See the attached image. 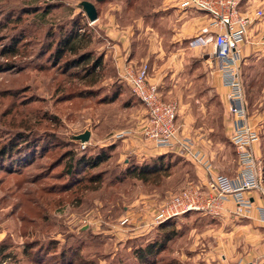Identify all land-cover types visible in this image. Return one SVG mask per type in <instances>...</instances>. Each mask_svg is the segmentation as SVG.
<instances>
[{"label": "rangeland", "instance_id": "rangeland-1", "mask_svg": "<svg viewBox=\"0 0 264 264\" xmlns=\"http://www.w3.org/2000/svg\"><path fill=\"white\" fill-rule=\"evenodd\" d=\"M83 1L94 5L95 22L87 20ZM182 1L0 0V264H143L135 252L152 243L163 248L151 264H182L188 252L200 251L215 258L229 251L239 255L229 264H238L240 256L264 264V230L248 226L233 206L218 215L192 211L158 228L153 219L160 208L185 190L205 192L203 167L190 157L163 150L165 170L146 182L123 172L159 156L147 146L143 152L153 154L138 158L134 152L141 149L135 141L151 144L143 137L146 108L125 71L146 67L147 85L161 102L175 106L173 125L191 150L212 165L214 175L233 180L239 173L227 73L212 46L198 51L188 39L177 43ZM262 20L264 9L254 22ZM73 22L80 43L57 60L58 40ZM111 30L124 32L125 67L110 53ZM242 46L231 68L246 123L257 135L248 151L264 193V49H250L244 57ZM80 53L90 60L67 64ZM97 59L101 63L93 68ZM219 82L229 92L227 103L213 88ZM161 92L177 94L167 99ZM86 131L90 139L83 144L77 136ZM110 145L107 161L90 167L80 162ZM250 197L257 203L253 209L264 205L262 194Z\"/></svg>", "mask_w": 264, "mask_h": 264}, {"label": "built area", "instance_id": "built-area-1", "mask_svg": "<svg viewBox=\"0 0 264 264\" xmlns=\"http://www.w3.org/2000/svg\"><path fill=\"white\" fill-rule=\"evenodd\" d=\"M241 2L242 0H183L180 4L183 9L189 8L208 14L211 26L215 30L212 43L213 57L222 64L224 73H227L224 84L231 91L230 112L234 117L231 143L237 148L240 161L239 173L233 180L214 175L212 165L202 162L200 152L192 151V145L179 136L178 129L173 125L176 117L175 106L161 102L155 88L147 85V68L144 67L140 73L135 74L125 71L128 78L124 75L133 95L146 108L143 137L151 144L150 148L182 152L184 156L191 158L193 164H200L203 167L206 177L205 186H201V190L205 188L204 193L199 192L198 188L194 191L185 190L160 208L153 219L158 225L192 211L207 210L212 215H218L223 207L227 208L230 201L234 204V215L247 218L256 203L254 197L247 198V195L258 192L264 196L262 177L255 167L256 159L248 151L251 144L256 141L257 135L248 122L246 123V107L242 102V92L232 71L240 57V47L247 43L249 27L263 16V12L256 11L254 17H250L240 10ZM256 210L259 221L264 223V205H260Z\"/></svg>", "mask_w": 264, "mask_h": 264}, {"label": "crops", "instance_id": "crops-1", "mask_svg": "<svg viewBox=\"0 0 264 264\" xmlns=\"http://www.w3.org/2000/svg\"><path fill=\"white\" fill-rule=\"evenodd\" d=\"M264 9V0H242L241 2V6H240V10L243 13H247L249 14L250 17H254V13L256 11H262L263 12ZM179 10L181 13V18L179 19L181 27H180V32H182V34L177 35L176 38L177 39V43L180 42L181 38H184L183 40L186 41V39H188V41H190V44L192 49L195 50H204V48H208L209 50L212 46V42L210 43V41L213 38V33L215 32L214 28L211 27V21L210 19L205 18L204 13L197 11V10H193V9H189V8H181ZM178 11V10H177ZM179 23V22H178ZM251 28L248 31V40L247 43H245L242 46V55L245 57L249 54V51L251 49V51L253 52V54H255V51H262L264 49V20H262L261 22H253V24L250 26ZM124 32H119L116 33L115 31H110L109 33H107L109 39H112V45H113V49H114V53L111 50L110 53L113 54L114 58L116 59L117 62V66L119 67H125L126 62H124V59L126 60L125 57V51H126V39L124 38ZM189 38H192L191 40ZM257 38V40L255 39ZM181 40V41H183ZM210 40V41H208ZM182 61H184V58L182 57ZM132 64H130L131 66ZM121 67V68H122ZM212 78V76H211ZM222 83V82H221ZM220 82L219 84H215L213 86V88L215 89V93L216 95L219 97L221 103H227L228 102V95L229 92L227 90V88L222 85ZM163 96H165L167 99L173 97V95L177 94V92H161ZM185 92H183L184 94ZM187 93V92H186ZM183 94H181V96H183ZM188 95H192L193 92H188ZM193 96H195L193 94ZM135 144L137 145V147L141 148L140 150H135V154L138 156V158H140L139 156L144 155L145 157H147L146 154H153L148 153V151L143 152L144 148L147 146L148 148L151 145H146L143 146V144L139 141H135ZM167 152L164 151H156L155 150V155H161V154H166ZM197 175L200 178V183L202 184V173L198 172ZM257 203L254 204V206H256ZM260 205V204H258ZM231 206H234L233 202H228L227 204V208L230 209L232 208ZM182 217H180L181 219ZM187 219V218H185ZM246 219V224L248 226L254 227V228H259L261 230H264V223L260 222L258 219V214H257V210L255 209H251L250 214ZM177 220V219H176ZM136 229L140 228L139 226L137 227V225L135 226ZM145 228V227H144ZM143 228V229H144ZM245 228V227H242ZM248 228V227H247ZM134 233H136L134 231ZM260 234V232H259ZM261 238V237H260ZM263 238V237H262ZM221 251L220 249L215 250V253ZM264 251V249L262 250ZM261 253V252H260ZM190 254L185 261H182V264H229V261H234L235 258L237 259V257H239V255H232L229 251L226 252L225 256L222 254L218 257V255H216V258L213 257H209L207 254L202 256V251H200L199 253L194 252V253H187ZM237 256V257H236ZM240 262H238V264H245L247 258H242ZM229 260V261H228ZM236 261V260H235ZM238 261V260H237ZM250 262H247L246 264H249Z\"/></svg>", "mask_w": 264, "mask_h": 264}, {"label": "trees", "instance_id": "trees-1", "mask_svg": "<svg viewBox=\"0 0 264 264\" xmlns=\"http://www.w3.org/2000/svg\"><path fill=\"white\" fill-rule=\"evenodd\" d=\"M76 26L77 25L73 22L71 24V29L69 30V32L67 31L66 34L58 40L56 50L54 52L55 58L57 60L62 58V56L64 55L65 52L74 53V50L77 47L76 43H77V45L80 43V41H77L78 36H77V33L75 32V29L77 28ZM78 55L79 56H77L75 59L68 61L67 64L68 65L79 64L82 61H89L90 60V58H88V54L80 53ZM100 63H101V60L97 59L96 61H94L92 67L98 68ZM112 99H111V101H112ZM112 147L113 146L110 145L109 147L106 148V150L103 149L96 156L91 157L88 160H85L84 157H81L82 160L80 162L83 164H87L88 165L87 167L96 166L102 162H105L109 158L108 152L113 150ZM166 157H167L166 154H161V155L155 157V159H151L149 162H147L148 164H146V162H144L140 166H138V164L129 165V167H127L123 171L124 175L126 177H132V178L139 180L141 182H146L151 177V175H155V174L158 175V174H160V172H163L165 170V168H163V160H165ZM70 168H71V165H70ZM73 169H74V167H73ZM68 173L72 174L73 172L68 170ZM189 213H193V212H187L183 215L185 216L186 214H189ZM177 217H179V216H177ZM176 219H177L176 217L170 218V219L162 222L161 224H159L158 228H162L164 225L168 224L169 222L176 221ZM164 241H167V240H164ZM155 244L156 243L148 244L145 249L139 248L138 250H136V252H135L136 257L143 264H151L152 263L151 257H153L154 254H156V251H159L163 248V244H162L161 248H159V249H158V247H156Z\"/></svg>", "mask_w": 264, "mask_h": 264}, {"label": "water", "instance_id": "water-1", "mask_svg": "<svg viewBox=\"0 0 264 264\" xmlns=\"http://www.w3.org/2000/svg\"><path fill=\"white\" fill-rule=\"evenodd\" d=\"M80 6L83 12L85 13L89 23H93L97 20V12L92 3L88 1H83L80 3ZM77 139L83 144L88 143L90 139V132L89 131L84 132L83 134L77 136Z\"/></svg>", "mask_w": 264, "mask_h": 264}]
</instances>
